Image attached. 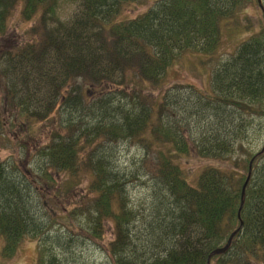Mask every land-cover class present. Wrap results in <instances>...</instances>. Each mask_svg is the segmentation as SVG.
Masks as SVG:
<instances>
[{"label": "trees", "instance_id": "trees-1", "mask_svg": "<svg viewBox=\"0 0 264 264\" xmlns=\"http://www.w3.org/2000/svg\"><path fill=\"white\" fill-rule=\"evenodd\" d=\"M67 1L75 10L63 19L60 0H0V112L9 113L0 148H18L20 159L33 146L25 169L14 150L0 157L2 257L31 238L34 264H207L241 220L210 264H264V140L257 152L250 144L264 136V10L259 29L245 25L250 34L212 69L210 89L164 85L183 56L214 57L224 26L258 1L151 0L121 21L146 0ZM18 6L36 19L32 40L7 47ZM119 141L142 148V159L120 165ZM196 156L222 164L191 182L182 158ZM144 176L142 208L131 186ZM97 249L106 255L89 260Z\"/></svg>", "mask_w": 264, "mask_h": 264}, {"label": "rangeland", "instance_id": "rangeland-1", "mask_svg": "<svg viewBox=\"0 0 264 264\" xmlns=\"http://www.w3.org/2000/svg\"><path fill=\"white\" fill-rule=\"evenodd\" d=\"M151 0H146L145 3H139V4H133L128 6L127 8H124L120 11V13L116 16V21L121 20H127L134 18L138 16L139 14L143 13L147 10V8L150 6ZM73 6L69 5L65 2V0H62V6L59 9L60 15L62 18L67 17L71 11ZM262 9L259 6V3L248 1L245 4V9L242 11V13L239 15L237 20H232L230 23L226 24L223 29V36H222V42L220 45V48L218 52L215 54L214 57H212L210 60H206V58L201 54H187L183 56L175 65L170 67L168 71L165 74L164 78V85H171L174 83H182V84H193L197 87L203 88V89H210V79H211V73L212 69L222 60L226 59L232 51H234L235 43L236 41L239 43L242 39L246 38L247 36L245 33H249L246 30L245 25L251 24L252 27L257 30L259 29V19L261 18V15H263ZM36 19H32L29 21H25L20 16V6H18L17 10L14 11L13 15L11 16L9 20V32H12L14 36H11L5 41V46L9 47L11 46L15 41H20L21 43L28 42L32 40L28 36V31L30 28L34 25ZM166 86V87H167ZM2 97L0 92V98ZM9 113L0 112V118L3 120H6ZM252 137H255V134L251 135ZM250 137V139L252 138ZM264 140V136H262V139L256 142L254 141V144L250 142L252 146V150L258 151L261 141ZM33 143L36 145H41L44 143V125L42 127V137H37L35 135V138L33 139ZM29 146V147H28ZM26 147V150L23 153H20V159L19 157V151L18 148L11 146L7 142L4 144L3 147L0 148V157L4 158L7 157L12 150L15 152L13 153L14 157L16 159H19L18 165L21 169H25L28 165L26 161V157L29 155L30 150H32L33 146L29 144ZM116 150H117V160L122 166H126L127 164H130L132 161L138 163L142 159V148L139 146L133 145L126 141H119V143L116 144ZM26 153V154H25ZM183 167L184 170L187 173L189 181L193 182V180L197 177L199 171L207 166V165H220L222 164L220 161L213 159V158H205V157H185L182 158ZM128 178L129 176L125 175L124 178ZM144 181L147 182L146 176L141 177L136 182V186H131V196L133 201L139 203L141 202V207L143 208L146 205V192L147 189L145 187ZM84 187V185H82ZM82 188L78 187L76 191L79 194H82ZM65 207L71 208V202L66 203L65 201ZM112 238V234L110 230H107L104 242H107ZM103 248V245H101ZM36 241L35 239L27 238L25 239L22 244L20 245L18 251L14 256L8 259H4L1 256L0 253V264H34L36 259ZM0 250H1V241H0ZM105 251L101 249L93 250L89 254V260L93 261L96 260L97 262H100L103 257L105 256Z\"/></svg>", "mask_w": 264, "mask_h": 264}, {"label": "water", "instance_id": "water-1", "mask_svg": "<svg viewBox=\"0 0 264 264\" xmlns=\"http://www.w3.org/2000/svg\"><path fill=\"white\" fill-rule=\"evenodd\" d=\"M250 175H251V168L249 167V171H248L247 178H246V180H245V182H244V184L242 186V198H241V203H240L239 210H238V216L239 217H240V210H241L242 205H243V202H244L245 188H246V185H247V183L249 181ZM235 233H236V230L233 231L232 234L229 236L226 245H224L223 247H220V248L214 250L212 252V254H219V253H222V252L226 251V249L229 247L230 242H231V239H232V237L234 236Z\"/></svg>", "mask_w": 264, "mask_h": 264}]
</instances>
